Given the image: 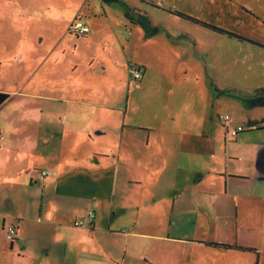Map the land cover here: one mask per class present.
Masks as SVG:
<instances>
[{"label": "crops", "instance_id": "obj_1", "mask_svg": "<svg viewBox=\"0 0 264 264\" xmlns=\"http://www.w3.org/2000/svg\"><path fill=\"white\" fill-rule=\"evenodd\" d=\"M108 11L109 6H106L99 15L104 21L92 25L86 21L87 18L98 19L94 10L86 13L84 9L74 10L71 15L66 13L65 17H60L65 30L55 32L54 48L40 56L46 57L37 65L42 67L50 58H56L57 61L58 54H54L61 50L66 32L70 33L76 20L89 28L88 34L93 31L92 36L99 34L103 26H112L107 22L110 18ZM122 12L118 14L120 25L126 27L130 17L127 18L126 10ZM137 31L142 35L141 28L138 27ZM72 34L79 37L75 32ZM188 43L191 47L190 40ZM19 45L24 46L23 51L34 63L38 60V53H34L35 43L33 48L28 47V39L23 38ZM24 52L18 56V61L25 58ZM65 52L62 49L63 55ZM140 66L141 79L136 81L131 76L135 89L144 92L155 82V85H160L147 104L149 109L159 110L158 113L149 110L148 116L143 114L135 118L130 127L131 132L127 133L125 125L119 132L116 131L118 123L109 121L115 128L112 137L108 130L102 128L103 122L97 121L95 116L88 121L85 120L89 116L66 121L59 131L73 132L75 138L72 146L74 152L67 160L60 144L57 153L35 155V162L27 164L26 169H23L24 175L21 174L20 161L24 153L28 155L41 152L48 146L51 149L57 147L54 128L60 123V110H56L58 117L54 116V111L47 118L49 134L29 139L34 140L30 144L22 137L24 131L21 126L27 122L14 120L13 126L18 128L16 130L6 127L0 117V138H3L0 140V181L11 179L21 186L26 175L29 187L39 183L43 186L38 199L41 206L36 208L39 209L38 216L25 219L16 216L17 222L28 221L34 229L46 222L62 230V227L68 228L65 223L73 216L68 207L80 199L94 201L96 208L89 209L88 213H95V219L89 220L88 213L84 216L90 223L86 229L90 244L82 241L73 248L78 253V264H258L264 248V107L252 108L247 102L243 104L224 96L219 97L220 93L225 92L208 84L207 80L203 91L209 98V112L201 121L199 129H192L188 121L181 127L175 107L171 112L166 107H155L165 95L177 96L178 88L171 80L173 75L150 70L148 63ZM59 72L49 67L47 75L41 74L32 89L42 90L46 78L47 90L50 86L49 100L68 105L67 110L70 106L86 105L83 88L67 83L63 77L57 78L61 76L57 74ZM37 74L38 69H35L34 75ZM12 88V81L0 79V92L10 94V101L21 94ZM140 106L135 102L131 110L140 109ZM4 107L0 108V113ZM144 108L141 109L146 111ZM129 110L128 102L126 115ZM225 114L233 117L232 127L243 126L245 131L233 136L220 121V115ZM31 128L30 124L26 130ZM42 128L43 122L38 130ZM90 129L98 130L100 139L96 144L97 155L94 156L104 159L102 165L90 166L84 157L78 155L80 146L95 141ZM84 131L88 138L85 137L78 144ZM19 147L25 151L18 152ZM46 159L48 163L43 164ZM9 168L11 173H8ZM50 170L57 175L47 178L41 175V171ZM88 185L93 186L90 192L93 195L86 193ZM69 186H72V193ZM5 202L9 206L13 205L10 192L6 193ZM46 202L48 208L43 212ZM79 213L74 210V215ZM122 215L126 219L125 225L118 222ZM43 216L47 217L46 221ZM13 225L16 226L17 236L9 249L15 252V259L25 264H40L38 252L33 249L28 251L32 242V246L46 257L47 264L69 261L71 248L46 240L45 229L31 231L25 236L21 233L20 224H6L4 219L2 231L6 234V227ZM211 244L237 245L252 251L242 253L223 250L211 247ZM4 251L0 245V252Z\"/></svg>", "mask_w": 264, "mask_h": 264}, {"label": "rangeland", "instance_id": "obj_2", "mask_svg": "<svg viewBox=\"0 0 264 264\" xmlns=\"http://www.w3.org/2000/svg\"><path fill=\"white\" fill-rule=\"evenodd\" d=\"M106 6H109L110 15L107 22L112 26H103L102 31L93 36V31L87 36L79 37L67 31V36L60 45L61 50L54 54H58L57 61L56 58H50L42 67L37 65L46 57L40 56L54 48L55 32L65 30L60 17H65L66 13L71 15L74 10L77 12L84 9V13L94 10L98 19L84 20L89 25L97 24L104 21L99 15ZM123 10L130 13L126 27L120 25L118 15ZM114 26L118 28H113ZM138 27L142 29V35H139ZM23 38L28 39V47L33 48V43L36 44L34 53H38V60L35 63L23 51L24 46L19 45ZM62 49L66 50L65 55L62 54ZM22 52L26 56L18 61ZM144 63H148L150 70L173 75L171 80L178 88L176 97L165 95L155 107H166L168 112L175 107L178 112L176 115L181 119V127L188 121L192 129H199L201 121L209 112V98L203 91V86L208 81V84L225 92L220 93L219 97L224 96L243 104L250 95L264 89V0H0V79L12 81V89L21 93L14 101L4 105L5 109L0 113L3 123L6 127L17 130L13 126L14 120L27 122L21 126L24 131L22 137L30 144L34 140L29 139L49 134L47 118L54 111V116L58 117L56 110H60V123L54 128L57 147L51 149L48 146L41 152H31L28 155L27 152L24 153L25 156L20 161L21 174L27 164L35 162V155L57 153L60 144L65 160L72 156L74 133L59 131V127L62 129V124L66 121L89 116L85 120L88 121L95 116L97 121L103 122L102 128L108 130L112 137L115 128L109 121L118 123L116 131L119 132L125 125L127 133L131 132L130 127L135 118L143 114L148 116L149 110L158 113L159 110L149 109L147 104L160 85H155V82L146 91L138 92L130 75V67L139 65L137 68H141L140 65ZM49 67L50 70H60L57 74L61 76H56L57 78L63 77L67 83L82 87L87 104L70 106L67 110L68 105L52 102L47 98L51 94L48 92L50 86L48 90L46 88V78L42 90L32 89L41 74L47 75ZM35 69H38L36 76ZM128 102L130 110L126 115ZM135 102L141 104L140 109L131 110V105ZM145 104L147 106L144 108ZM42 122L43 128L38 130ZM30 124L32 128L26 130ZM86 129L84 126V130ZM90 130L95 141L80 146L78 155L84 157L90 166L102 165L104 159L94 156L97 155L96 144L100 139L98 130ZM85 132L80 135L78 144L85 137L88 138ZM21 151L25 150L19 147L18 152ZM44 163H48V159ZM11 171L9 168L8 173ZM24 179L21 186L11 179L0 181V245L5 249L0 252V264H25L24 261L15 259V252H10L11 243L6 239L5 231H2L4 219L6 224H20L21 233L25 236L31 231L45 229L46 240L71 248L70 259L64 261V264H78V253L73 248L82 241L90 244L87 238L89 232L86 230L87 226L75 227L72 221L75 217L84 219L89 209L95 210L96 203L80 199L68 207L73 214L65 223L68 228L62 227L60 230L44 222L34 229L28 221L18 223L16 216H21L22 219L38 216L39 209L36 208L41 206L38 199L43 186L39 183L29 187L26 175ZM91 188L93 186L88 185L85 190L88 195L91 194ZM69 191L72 193V186H69ZM7 192L11 193L14 200L12 206L5 202ZM47 208L46 202L43 212ZM75 209L81 214L74 215ZM3 215L5 218L2 219ZM124 215L118 219L122 225H125ZM43 218L46 221L47 217ZM32 245L34 244L31 242L28 251L33 249L38 252L40 264H47L46 257ZM258 264H264V248Z\"/></svg>", "mask_w": 264, "mask_h": 264}, {"label": "built area", "instance_id": "obj_3", "mask_svg": "<svg viewBox=\"0 0 264 264\" xmlns=\"http://www.w3.org/2000/svg\"><path fill=\"white\" fill-rule=\"evenodd\" d=\"M71 30L79 36H86L90 32L89 28H87L82 22L77 21V20L74 23V25L72 26ZM130 73H131V76L133 77L134 80L137 81V80L141 79V72H140L139 68L131 67ZM219 118H220V121L222 122L223 126L227 129H229L233 136H236L238 133L245 131V128L243 126L232 127L234 119L230 115H228V114L220 115ZM54 175H55V173L52 171H43L42 172V176L44 178L51 177ZM95 217H96L95 213H93V212L88 213L89 220L92 221L95 219ZM75 226L76 227H84V226L90 227V223L86 222V219H78L75 222ZM16 236H17L16 227L15 226H8L6 228V239L10 243H13L16 240Z\"/></svg>", "mask_w": 264, "mask_h": 264}, {"label": "trees", "instance_id": "obj_4", "mask_svg": "<svg viewBox=\"0 0 264 264\" xmlns=\"http://www.w3.org/2000/svg\"><path fill=\"white\" fill-rule=\"evenodd\" d=\"M108 2H118L119 0H107ZM129 11H131V9L129 8ZM130 14H127V18L130 17ZM78 21V20H77ZM213 30H216L220 33H225L224 31L211 27ZM72 31V30H71ZM70 31V33H72ZM11 100V95L7 94V93H2L0 92V108L5 105L7 102H9ZM248 105L252 108H256V107H264V89L258 90L255 94L250 95L248 100ZM0 140H3V138L1 137ZM52 171V170H50ZM55 173L54 176L51 177H55L57 174L55 171H52ZM41 175H42V171H41ZM77 220L74 221V226H75V222ZM14 226V225H13ZM16 227V226H15ZM76 227V226H75ZM211 247H216V248H221L223 250H229V251H235V252H250L252 251L251 249L248 248H244L241 246H237V245H233V246H227V245H221V244H211Z\"/></svg>", "mask_w": 264, "mask_h": 264}]
</instances>
